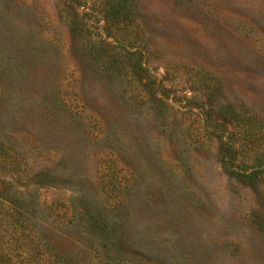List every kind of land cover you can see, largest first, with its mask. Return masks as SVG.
I'll list each match as a JSON object with an SVG mask.
<instances>
[{
	"label": "rangeland",
	"instance_id": "374dc122",
	"mask_svg": "<svg viewBox=\"0 0 264 264\" xmlns=\"http://www.w3.org/2000/svg\"><path fill=\"white\" fill-rule=\"evenodd\" d=\"M0 144L61 264H264V0H0Z\"/></svg>",
	"mask_w": 264,
	"mask_h": 264
},
{
	"label": "trees",
	"instance_id": "16d2710c",
	"mask_svg": "<svg viewBox=\"0 0 264 264\" xmlns=\"http://www.w3.org/2000/svg\"><path fill=\"white\" fill-rule=\"evenodd\" d=\"M111 9L112 8L109 10ZM105 13L108 15L107 18L110 17V19H113V12L108 11ZM233 119L236 122L240 120L234 115ZM9 151L12 157H10ZM234 153L235 150L231 148L226 149L224 152V161L226 162L225 165L227 166L226 169L229 171L228 176H233L236 178L241 177L242 179L246 180L253 179L254 174L252 173L241 174L239 172H233L232 161L235 158ZM13 154L14 153L11 149H7L3 147V144H0V168H11L15 165ZM7 158H12L10 163L6 162ZM12 197L13 194L10 193L9 190L0 189V261L12 264L9 253L2 249V245L7 244L13 250L18 249L21 251V259L19 258L20 262L25 260L32 261V259H37L39 261L40 256L45 253L53 264H61L59 257L52 253L50 249L46 247V245H41V240L39 241L37 237L34 236V229L30 220V213L26 208H23L22 204L18 205ZM81 212V217L85 216V212ZM5 239L9 240V242Z\"/></svg>",
	"mask_w": 264,
	"mask_h": 264
}]
</instances>
